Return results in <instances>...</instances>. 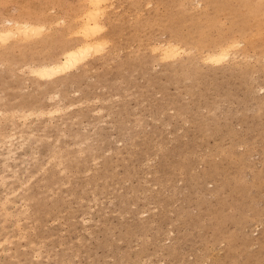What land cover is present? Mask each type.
Returning <instances> with one entry per match:
<instances>
[{
	"label": "rangeland",
	"instance_id": "1",
	"mask_svg": "<svg viewBox=\"0 0 264 264\" xmlns=\"http://www.w3.org/2000/svg\"><path fill=\"white\" fill-rule=\"evenodd\" d=\"M89 3L0 0L44 26L0 40V264H264V0H105L102 51L40 80Z\"/></svg>",
	"mask_w": 264,
	"mask_h": 264
},
{
	"label": "bare ground",
	"instance_id": "2",
	"mask_svg": "<svg viewBox=\"0 0 264 264\" xmlns=\"http://www.w3.org/2000/svg\"><path fill=\"white\" fill-rule=\"evenodd\" d=\"M88 1L90 2L89 7L85 11L81 12L80 14V18L82 19V22H79V24L81 23V26L80 27L78 26L79 30H76L78 28L75 29L76 30L75 33L77 34L81 33L83 35L84 41L80 44L65 48L62 52L63 57L61 58V60H55L53 62H46V63H43L41 65H36V66L31 65L32 67L30 66V71L35 76H37L40 80H43L49 83V82H52L62 77L63 75L67 73L74 71L75 69H78L79 66L86 63V61L89 59L92 53L95 52L94 50L101 45V40L103 39V37L102 39L101 38L95 39L94 36H96L99 32L103 30V28L106 27V26L104 27V22H103L105 13L107 12L105 11L106 7L103 4L105 0H88ZM112 2H110V4H113ZM66 21H67V18H66ZM52 24H54L53 21H52ZM43 27L44 26L42 24L34 23L32 21H19L13 18H8L0 25V40H8L10 38H14V40L15 38H18V39L23 38L27 40V38L30 36V33L37 34L40 32V30L43 31L42 29ZM47 27H50V26H47ZM71 34H74V33H71ZM106 40L109 41L108 39ZM234 42L230 44L227 43V45L222 46L220 49H218V51L209 52L208 54L205 53L207 54L206 58L209 60L215 61V62H223L225 61V59L227 60L228 57L232 54V52L237 46V44H235L236 42L235 43ZM152 46L154 48V45ZM100 48L98 49L102 51V49ZM156 49L160 51L162 58L167 59V60L174 59L179 54L186 51L183 49L182 46L172 41H168L164 44H159L156 46ZM59 111H60L59 108L55 107L51 109L49 113L53 116ZM9 141L10 140H8L7 142Z\"/></svg>",
	"mask_w": 264,
	"mask_h": 264
}]
</instances>
